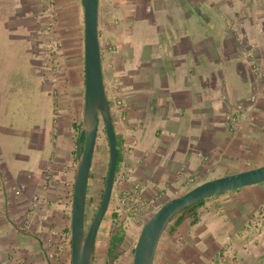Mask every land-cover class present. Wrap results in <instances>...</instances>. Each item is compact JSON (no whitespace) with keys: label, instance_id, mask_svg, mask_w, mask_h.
I'll list each match as a JSON object with an SVG mask.
<instances>
[{"label":"crops","instance_id":"0c3cea01","mask_svg":"<svg viewBox=\"0 0 264 264\" xmlns=\"http://www.w3.org/2000/svg\"><path fill=\"white\" fill-rule=\"evenodd\" d=\"M260 1L98 0L103 82L121 149L109 205H121L136 184L138 200L151 209L217 168L227 174L264 164ZM19 6L40 24V66L54 102L51 113L36 105L23 130L0 126V264H70L83 9L80 0ZM51 46L54 59L44 53ZM247 83L258 96L231 125L226 113L244 100ZM100 144L96 136L87 185L93 199L108 159L106 138ZM263 203V188L206 200L195 223L167 224L153 264H264ZM121 206L112 212H124Z\"/></svg>","mask_w":264,"mask_h":264},{"label":"water","instance_id":"95a60500","mask_svg":"<svg viewBox=\"0 0 264 264\" xmlns=\"http://www.w3.org/2000/svg\"><path fill=\"white\" fill-rule=\"evenodd\" d=\"M83 9V111L76 142V165L71 195L70 264H94V244L114 183L117 144L106 96L98 37V0H80ZM99 124L108 145L107 171L99 203L85 227L87 185ZM264 182V164L204 180L182 194L167 198L141 226L133 246L131 264H153L159 238L172 217L200 199L231 189Z\"/></svg>","mask_w":264,"mask_h":264},{"label":"rangeland","instance_id":"374dc122","mask_svg":"<svg viewBox=\"0 0 264 264\" xmlns=\"http://www.w3.org/2000/svg\"><path fill=\"white\" fill-rule=\"evenodd\" d=\"M259 4H262L260 6L264 8V0H261ZM23 12L25 11L19 6V0H0V126L11 124L12 128L19 130H23L22 124H25L31 118L29 117L31 110L36 105H40L47 113L48 111L51 113L52 109L50 110V108H52V102H54L52 82L45 73H42L43 70H41L40 66L42 57L39 49L41 45L38 42L39 39H37L41 28L40 24L37 26L34 20L30 21L32 17L25 15ZM28 19V27H25L23 22ZM50 48L53 47L51 46ZM44 53L47 55V49ZM244 86V100L240 103L245 104L255 101L258 96L257 91L254 88L252 89L251 86L249 87L248 83ZM47 126L50 128V120L47 121ZM0 136H2L1 133ZM104 138L106 136L102 130V124H99L97 130L98 145L101 141H104ZM107 155L108 151L106 152ZM107 162L108 159H104L103 171L101 172L103 180L107 171ZM221 170L222 168H217L210 174L203 175L200 182L221 176L224 174ZM102 179L100 189L96 193L97 196L94 199L91 196L93 201L87 210L86 225L89 224L92 213L99 203L100 191L103 188ZM192 187L193 185L189 186L187 190ZM262 188L264 189V182L235 188L234 190L246 189L250 191L254 189L259 193ZM234 190L231 189V191ZM225 192L209 196L206 200L220 198ZM118 206L120 207L121 205L117 203L109 205L100 223L94 246V264H131L132 248L137 234L143 223L158 207V204L149 209L147 202L144 201L139 210L131 211L124 207V212L119 210L120 214L118 216L123 220L125 238L120 254L113 261H109L106 257V248L111 226L110 214Z\"/></svg>","mask_w":264,"mask_h":264},{"label":"trees","instance_id":"16d2710c","mask_svg":"<svg viewBox=\"0 0 264 264\" xmlns=\"http://www.w3.org/2000/svg\"><path fill=\"white\" fill-rule=\"evenodd\" d=\"M102 130L104 132L103 126H102ZM115 139H116V144H117V165H116V171H115V174H116L118 171V164L120 162L121 149H120V142L116 136H115ZM100 196H101V193H100ZM206 199L207 197L200 199L199 201L182 209L180 212H178L176 215L172 217L169 223L174 222V226L176 227L178 224H180L182 221H184L187 218H190L191 222L195 223L198 220V216L200 212L199 208L203 205ZM92 201H93L92 197H89L87 194L86 206H85V216L86 217L88 213L87 210L90 208ZM110 219H111V226H110L109 235H108L106 257L109 261H113L122 251L121 246L125 238V231H124L123 220L119 218L118 213L112 212L110 215ZM66 233H69L68 228H66ZM132 251H133V248H132Z\"/></svg>","mask_w":264,"mask_h":264},{"label":"built area","instance_id":"2783aa9c","mask_svg":"<svg viewBox=\"0 0 264 264\" xmlns=\"http://www.w3.org/2000/svg\"><path fill=\"white\" fill-rule=\"evenodd\" d=\"M56 54V49L53 48H47V56L50 59H54ZM57 68V65L55 66V70ZM54 70V71H55ZM119 104V100L117 101ZM245 111V104L237 103L234 105L233 110L228 113H226V119L229 121L231 125H236L239 120L242 118ZM137 188L138 185H134L131 189L124 191L122 196L121 205L127 204L129 206V209L131 211L139 210L141 208L142 202L138 200L137 198ZM262 211L264 212V203L262 204Z\"/></svg>","mask_w":264,"mask_h":264},{"label":"flooded vegetation","instance_id":"af4514ba","mask_svg":"<svg viewBox=\"0 0 264 264\" xmlns=\"http://www.w3.org/2000/svg\"><path fill=\"white\" fill-rule=\"evenodd\" d=\"M104 179H105V177H104ZM102 186H104V180H103V182H102ZM102 189L103 188H101V191L100 192H102ZM86 217V216H85ZM88 225H86V218H85V227H87ZM95 246V245H94ZM94 255H95V248H94ZM93 255V259L95 260V256Z\"/></svg>","mask_w":264,"mask_h":264}]
</instances>
